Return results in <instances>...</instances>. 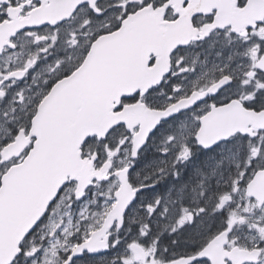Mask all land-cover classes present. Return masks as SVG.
Returning <instances> with one entry per match:
<instances>
[{"label":"snow or ice","instance_id":"1","mask_svg":"<svg viewBox=\"0 0 264 264\" xmlns=\"http://www.w3.org/2000/svg\"><path fill=\"white\" fill-rule=\"evenodd\" d=\"M0 264H264V0H0Z\"/></svg>","mask_w":264,"mask_h":264}]
</instances>
